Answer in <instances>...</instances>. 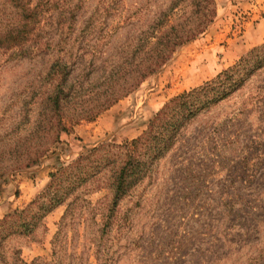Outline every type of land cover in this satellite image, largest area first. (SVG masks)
<instances>
[{"label":"rangeland","instance_id":"obj_1","mask_svg":"<svg viewBox=\"0 0 264 264\" xmlns=\"http://www.w3.org/2000/svg\"><path fill=\"white\" fill-rule=\"evenodd\" d=\"M28 1L44 11L38 34L0 49V264H264V70L183 131L106 231L109 166L88 178L96 164H77L138 138L172 98L264 44V0H215L207 30L126 97L114 67L173 0ZM193 11L184 0L171 21ZM17 20L0 0V25ZM57 62L71 72L60 106L49 99ZM78 178L88 179L42 218Z\"/></svg>","mask_w":264,"mask_h":264},{"label":"trees","instance_id":"obj_2","mask_svg":"<svg viewBox=\"0 0 264 264\" xmlns=\"http://www.w3.org/2000/svg\"><path fill=\"white\" fill-rule=\"evenodd\" d=\"M5 1L14 8L18 20L11 25H0V49L22 47L38 34L44 11L40 4L32 6L28 0ZM182 2L184 0H173L168 9L142 32L139 43L131 44L128 50L123 52L129 60L124 63L125 66L117 65L114 70L117 75H122L120 78L128 77V80L123 82L124 86H120L124 97L132 94L143 82L154 76L171 61L182 46L202 35L216 18L215 0H191L194 10L192 15L172 22V14ZM263 70L264 44L248 51L214 79L172 98L151 116L146 130L138 138L119 146L102 145L79 158V168L90 169L96 164L93 171L89 170L88 178L96 177L101 168L109 166L111 173L108 187L112 191V208L109 210L110 216L104 219V231L111 223L120 201L151 176L156 164L176 146L183 131L202 113L228 100ZM51 71L58 83L49 99L54 106H60L64 94L63 87L71 73L70 67L68 64L57 62ZM118 100L119 98H114V102ZM110 148L120 151L123 159L120 164L119 161L113 160L115 158L111 156ZM56 176L52 175L53 178ZM88 178L82 182L81 178H78L76 186L67 188L60 195L53 194L49 203H44L39 208L43 212L42 218L63 205ZM53 184L54 182L48 187V191L52 189ZM35 216L41 218L39 214ZM22 227L27 233H31L35 226L24 223Z\"/></svg>","mask_w":264,"mask_h":264}]
</instances>
